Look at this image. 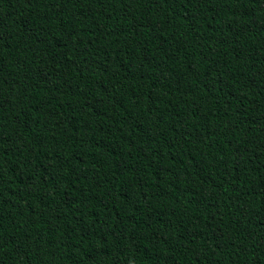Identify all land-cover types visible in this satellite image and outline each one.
Masks as SVG:
<instances>
[{"label":"trees","instance_id":"16d2710c","mask_svg":"<svg viewBox=\"0 0 264 264\" xmlns=\"http://www.w3.org/2000/svg\"><path fill=\"white\" fill-rule=\"evenodd\" d=\"M0 240H264V0H0ZM0 264H264V241H0Z\"/></svg>","mask_w":264,"mask_h":264}]
</instances>
